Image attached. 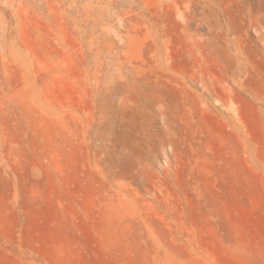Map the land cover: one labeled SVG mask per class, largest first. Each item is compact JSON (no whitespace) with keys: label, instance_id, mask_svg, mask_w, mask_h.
<instances>
[{"label":"rangeland","instance_id":"1","mask_svg":"<svg viewBox=\"0 0 264 264\" xmlns=\"http://www.w3.org/2000/svg\"><path fill=\"white\" fill-rule=\"evenodd\" d=\"M0 264H264V26L0 0Z\"/></svg>","mask_w":264,"mask_h":264},{"label":"bare ground","instance_id":"2","mask_svg":"<svg viewBox=\"0 0 264 264\" xmlns=\"http://www.w3.org/2000/svg\"><path fill=\"white\" fill-rule=\"evenodd\" d=\"M251 22L264 26V0H238Z\"/></svg>","mask_w":264,"mask_h":264}]
</instances>
